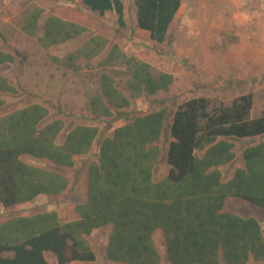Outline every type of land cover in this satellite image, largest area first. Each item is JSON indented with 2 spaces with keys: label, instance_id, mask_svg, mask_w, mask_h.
<instances>
[{
  "label": "trees",
  "instance_id": "obj_1",
  "mask_svg": "<svg viewBox=\"0 0 264 264\" xmlns=\"http://www.w3.org/2000/svg\"><path fill=\"white\" fill-rule=\"evenodd\" d=\"M5 4L8 0H0ZM85 9L104 16L114 10L125 28L122 0H82ZM137 24L152 40L165 42L181 0H135ZM31 2L13 14L8 24L48 49L88 33L86 24L50 14ZM0 40L8 42L6 33ZM26 54L0 48V91L18 89L1 68ZM58 67L80 73L94 71L97 90L89 107L97 119L128 109L133 99L169 92L172 72L127 53L102 33H91L64 55L48 54ZM100 57L97 63L93 60ZM122 78L123 87L119 84ZM6 101L0 98V110ZM253 93L231 104L216 105L205 96L132 116L102 139L98 159L88 165L87 197L77 203L76 218L64 220L55 210L17 215L0 222V264H58L93 262L96 253L88 239L96 229L111 227L107 257L125 264H163L156 234L164 237L170 264H248L264 262V228L257 216L226 209L240 198L264 209V112L252 115ZM66 129L62 117H51L40 102L0 115V202L5 208L32 202L38 196L59 195L70 185L59 167L72 168L76 156L88 154L100 127L78 124ZM163 138H168L163 147ZM258 139L242 150L243 164L225 178L221 167L233 163L237 143ZM27 155L55 166L31 164ZM165 158L169 166L156 172Z\"/></svg>",
  "mask_w": 264,
  "mask_h": 264
},
{
  "label": "rangeland",
  "instance_id": "obj_2",
  "mask_svg": "<svg viewBox=\"0 0 264 264\" xmlns=\"http://www.w3.org/2000/svg\"><path fill=\"white\" fill-rule=\"evenodd\" d=\"M76 1L8 0L5 4L0 1V32L6 33L8 38V42L0 40V48L10 51L17 48L26 54V59L19 57L15 63L1 68V73L8 77L18 93L0 91V98L6 101L0 115L40 102L50 108L51 117L65 119L66 129L60 139L64 138L68 129L78 124H95L100 127L99 136L88 154L76 156V164L72 168L59 167L70 179V185L64 192L59 195L42 194L32 202L10 208H5L0 202V222L13 216L47 210L57 211L64 220L76 218V204L87 197L88 165L98 159L102 139L112 135L116 127L125 124L134 115L159 109L164 105L175 111L186 100L201 96L208 97L216 105H229L237 96L247 93L254 95L252 115L264 112V0H190L184 9L178 11L168 39L162 44L155 43L148 33L144 35L139 29L134 0H124L125 28L118 24L116 13L101 16L85 9L81 0ZM31 2L45 7L43 20L50 14H56L86 24L91 28V33L106 35L111 42H118L127 53L151 62L155 68L172 67L178 70L179 81L169 92L133 99L130 108L116 110L111 118L97 119L89 107L90 96L98 87L94 71L86 69L75 73L58 67L48 57V54L64 55L81 45L91 33L44 49L34 39L8 24L13 14ZM201 6L204 8L199 9ZM206 8L207 11H202ZM204 51L215 59V73L212 68H202V64L206 62L201 54ZM218 53L223 55L222 60ZM99 59L100 57L93 62L97 63ZM119 84L123 87L122 78H119ZM168 141V138H163L161 145L167 147ZM257 141L258 139H244L237 143V159L221 167L225 178L231 177L235 168L243 164V148ZM23 159L35 165L55 166L49 160H39L27 155ZM168 169L166 159L163 158L156 177L161 178ZM226 209L243 216L255 215L264 228V209L240 198H231ZM110 232L111 227H105L96 229L88 236L96 253L95 261H75L70 264H125L112 262L107 257ZM155 238L164 256L163 264H170L165 258L162 232L159 231ZM48 258L52 264H58L51 254H48ZM248 264L264 262L251 259Z\"/></svg>",
  "mask_w": 264,
  "mask_h": 264
},
{
  "label": "crops",
  "instance_id": "obj_3",
  "mask_svg": "<svg viewBox=\"0 0 264 264\" xmlns=\"http://www.w3.org/2000/svg\"><path fill=\"white\" fill-rule=\"evenodd\" d=\"M73 1V0H72ZM75 2H77L76 0H74ZM123 2H124V0H122ZM190 0H181V5H180V7H179V9L177 10V12H176V14H175V17H174V19L176 18V15H177V13H178V11L180 10V9H184L185 8V5H187L188 4V2H189ZM81 3L83 4V1L81 0ZM80 4V3H79ZM81 4V5H82ZM134 4H135V0H134ZM207 5V4H206ZM84 6V5H83ZM136 6V5H135ZM85 7V6H84ZM202 7L203 6H201V7H199V9H202ZM205 7H208V6H205ZM204 8V7H203ZM124 9L126 10V7H125V3H124ZM137 9V8H136ZM208 10V8H206V9H204V10H202V11H207ZM90 11H92V10H90ZM137 11V10H136ZM92 12H94V11H92ZM112 12H114V13H116L114 10H110V11H107L106 12V14H109V13H112ZM97 13V12H96ZM99 14V13H98ZM105 14V15H106ZM136 17H137V12H136ZM125 18H126V12H125ZM124 18V19H125ZM174 19H173V21H174ZM71 20H73V19H71ZM173 21H172V23H173ZM172 23H171V25H172ZM139 27V26H138ZM139 29L143 32V34L144 35H147L146 33H148V35L150 36V32L149 31H147V30H145V29H142V28H140L139 27ZM170 29H171V26H170V28H169V31H168V36H169V34H170ZM168 36H167V39H168ZM151 38V37H150ZM167 39H166V41H167ZM152 40V39H151ZM154 41V40H153ZM165 41V42H166ZM155 43H157V44H162V43H165V42H162V43H160V42H157V41H154ZM206 46H207V44H205ZM200 52V51H199ZM201 54H202V57H204V61H206V62H204V64H202L203 66H202V68L203 69H214L213 70V72L215 73V68H216V61L214 62V58L212 57V55L210 54V53H208V52H201ZM220 54V57H219V59L220 60H222L223 59V55H221V53H218V55ZM227 56L229 57V53H227ZM225 58V57H224ZM143 59V58H142ZM200 59V58H199ZM147 61V60H146ZM149 62V61H148ZM151 63V62H150ZM152 64V63H151ZM153 65V64H152ZM154 66V65H153ZM155 67V66H154ZM157 69V68H156ZM158 70H164V71H167V72H172L173 74H174V76H175V82H174V84H176L177 83V81H179V73L177 72L178 70H174V69H172V67H167V68H165V69H158ZM173 84V85H174ZM172 85V86H173ZM171 86V87H172ZM171 89V88H170Z\"/></svg>",
  "mask_w": 264,
  "mask_h": 264
}]
</instances>
